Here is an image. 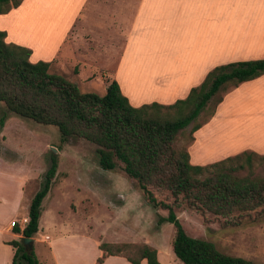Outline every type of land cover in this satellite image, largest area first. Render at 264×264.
<instances>
[{
  "label": "trees",
  "instance_id": "16d2710c",
  "mask_svg": "<svg viewBox=\"0 0 264 264\" xmlns=\"http://www.w3.org/2000/svg\"><path fill=\"white\" fill-rule=\"evenodd\" d=\"M20 1L0 0V14ZM4 37L5 32L0 30V104L8 112L54 126L61 140L75 138L92 143L101 169L111 170L119 164L152 207L166 209L167 214L159 215L156 222L172 224L170 249L181 264H257L187 235L173 207L182 205L200 214L219 215L232 225L251 211L264 216V174L252 169L255 163L264 161V153L242 150L197 165L189 162L186 145L176 146L177 134L188 125L186 144L192 141L193 132L205 122L197 119L206 112L207 117L214 113L228 87L264 74V58L216 65L199 84L189 88L184 98L172 103L132 106L115 80L107 82L102 95L81 92L73 82L50 73L46 61H29L28 48L6 42ZM55 168L56 161L51 158L39 189L30 199L23 226L19 228L14 221L10 226L13 232L31 237L37 231L41 201ZM148 187L166 190L171 203L155 201ZM8 244L14 248L11 264H37L32 248L27 252L16 240ZM97 248L101 254L95 264L107 256L123 257L130 264L142 260L159 264L157 250L146 243H98Z\"/></svg>",
  "mask_w": 264,
  "mask_h": 264
},
{
  "label": "rangeland",
  "instance_id": "374dc122",
  "mask_svg": "<svg viewBox=\"0 0 264 264\" xmlns=\"http://www.w3.org/2000/svg\"><path fill=\"white\" fill-rule=\"evenodd\" d=\"M38 6L30 14L28 1L14 16H2L0 25L3 21L12 35L26 43L33 41L42 45L57 35L53 28H57L58 21L51 23L43 18L46 14L43 0ZM64 6L73 9L76 1L57 0L58 13ZM95 21L91 12L87 22L92 25ZM76 24L74 19L72 27ZM48 71L59 74L52 68ZM69 74L66 68L59 75L70 82H78L81 92L104 93L98 87L97 79L73 81ZM261 87L259 82L228 87L210 117L207 112L200 114L197 120L205 119V122L196 136L192 134L193 140L186 144L188 125L183 133L177 134L176 146L186 145V149H190L191 163L198 165L242 150L264 153V116L258 118L253 108V103L264 99ZM257 140L260 141L254 142ZM94 149L92 143L83 139L61 140L54 126L20 117L0 104V158L12 161L8 162L10 164L0 161V170L6 175L2 185L7 186L8 193L13 194L14 181L26 179L23 181V199H30L39 189L51 158L56 161L50 187L41 201L38 228L33 235V253L39 263L51 264L49 247H53L58 264H93L101 254L96 247L98 243H146L157 250L160 264H181L170 249L172 224L156 222L159 215L167 214L166 209L152 207L119 164L111 170L101 169ZM252 169L254 173L264 174V161H258ZM148 189L155 201L171 203L172 197L166 190ZM173 212L187 235L207 240L225 254L264 264V216L259 212H249L235 225L219 215L200 214L182 205L173 207ZM13 221L24 223L21 217ZM101 264L129 263L120 256H107Z\"/></svg>",
  "mask_w": 264,
  "mask_h": 264
},
{
  "label": "crops",
  "instance_id": "0c3cea01",
  "mask_svg": "<svg viewBox=\"0 0 264 264\" xmlns=\"http://www.w3.org/2000/svg\"><path fill=\"white\" fill-rule=\"evenodd\" d=\"M28 1L29 13H34L40 0H21L0 18L14 16ZM75 1V8L64 6L58 13L57 0H43V18L58 21L53 28L57 35L48 42L26 43L12 35L2 21L4 40L28 48L29 61H46L48 69L59 74L68 68L73 81L97 79L98 87L105 91L107 82L115 80L132 106L172 103L184 98L216 65L264 58V0ZM91 12L96 17L92 25L87 22ZM72 19L76 26L72 27ZM248 82H259L264 92V74L241 83ZM73 83L78 87V82ZM253 108L258 118L264 116V99L253 103ZM187 152L191 163L190 149ZM5 177L0 170V264H11L14 248L8 242L20 241L22 236L10 225L18 217H27L31 198L23 199L26 179L14 181L15 190L10 194L2 185ZM22 226L19 222L18 227ZM48 256L51 264H58L53 247L48 248Z\"/></svg>",
  "mask_w": 264,
  "mask_h": 264
},
{
  "label": "water",
  "instance_id": "95a60500",
  "mask_svg": "<svg viewBox=\"0 0 264 264\" xmlns=\"http://www.w3.org/2000/svg\"><path fill=\"white\" fill-rule=\"evenodd\" d=\"M20 241L24 247V249L28 252L32 247V238L31 237H21Z\"/></svg>",
  "mask_w": 264,
  "mask_h": 264
},
{
  "label": "built area",
  "instance_id": "2783aa9c",
  "mask_svg": "<svg viewBox=\"0 0 264 264\" xmlns=\"http://www.w3.org/2000/svg\"><path fill=\"white\" fill-rule=\"evenodd\" d=\"M25 220H26L25 218H22V222H25ZM13 222H14V221L11 222V225H12ZM11 225H10V226H11Z\"/></svg>",
  "mask_w": 264,
  "mask_h": 264
}]
</instances>
